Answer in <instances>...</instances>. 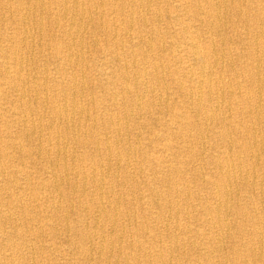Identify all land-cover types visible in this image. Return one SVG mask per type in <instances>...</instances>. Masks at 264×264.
Instances as JSON below:
<instances>
[{"label": "bare ground", "instance_id": "bare-ground-1", "mask_svg": "<svg viewBox=\"0 0 264 264\" xmlns=\"http://www.w3.org/2000/svg\"><path fill=\"white\" fill-rule=\"evenodd\" d=\"M171 1L0 0V264H264V0Z\"/></svg>", "mask_w": 264, "mask_h": 264}, {"label": "rangeland", "instance_id": "rangeland-1", "mask_svg": "<svg viewBox=\"0 0 264 264\" xmlns=\"http://www.w3.org/2000/svg\"><path fill=\"white\" fill-rule=\"evenodd\" d=\"M176 5V2H175V0H173V1H171L170 2V6H175ZM172 15V14H171ZM163 22H160L159 24H162ZM161 27V26H160ZM162 28V27H161ZM0 30H1V27H0ZM225 33L227 34V35H231V31H230V29H227L226 31H225ZM232 35H233V33H232ZM95 63L94 62H92V65H94ZM48 68H52V66L51 65H48ZM156 132V131H155ZM12 155H13V157H15V162H14V165L15 166H19V165H22L23 166V168L27 171V170H29V174L31 175L30 176V179H29V181L30 182H28L29 183V185H31V187H36V189H38L39 187L36 185L37 183H36V181H35V171H37V172H40V174L42 173V169H44L45 167H44V165H43V163H39L41 160L39 159V158H37V159H35V160H31L30 158H24L23 159V157H18L17 156V153H12ZM18 158V159H17ZM19 158H21L22 160H20ZM20 161V162H19ZM35 162V163H34ZM21 163V164H20ZM40 168V169H39ZM39 170V171H38ZM22 181L20 180V182L19 183H21ZM20 186H21V184H20ZM42 192V191H41ZM48 194V192L47 191H43V195H47ZM48 196H50L49 194H48ZM33 206H38L39 205V201H36L35 203H33L32 204ZM73 219H74V217L72 218V220L71 221H73ZM46 223H50L49 221H46V222H39V224H37V223H32V224H35L34 226L35 227H37V226H39L40 224V226H44L43 224H46ZM43 228H45V227H43ZM56 229H57V232H58V235H57V237H56V239H55V242L61 247L62 246V249H65L66 248V246H65V243H64V237L63 236H59V234H60V231H61V227L60 226H57L56 227ZM52 241L49 239V237L48 236H45L44 238H42L41 240H40V242L38 243L39 245H41V246H43V248H47V246L51 243ZM45 244H46V246H45ZM49 252V251H48ZM52 256L51 257H54L55 255H53L51 252H49ZM75 257V256H74ZM74 257H72V255L71 254H69V253H67V251H65L63 254H61L60 256H57L56 257V260H55V262L56 263H58V264H68V263H70L71 261H73V260H76V259H73ZM68 258V259H67ZM38 264H45L44 263V261H42L41 263H38Z\"/></svg>", "mask_w": 264, "mask_h": 264}]
</instances>
